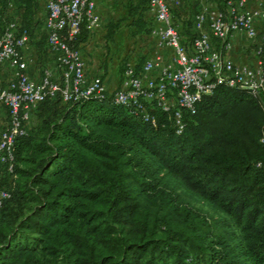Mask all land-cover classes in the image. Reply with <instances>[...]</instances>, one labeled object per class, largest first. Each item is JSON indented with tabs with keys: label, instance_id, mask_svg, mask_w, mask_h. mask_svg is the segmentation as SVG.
<instances>
[{
	"label": "trees",
	"instance_id": "obj_1",
	"mask_svg": "<svg viewBox=\"0 0 264 264\" xmlns=\"http://www.w3.org/2000/svg\"><path fill=\"white\" fill-rule=\"evenodd\" d=\"M216 1L222 9L226 0ZM119 4L102 36L101 80L117 39L150 38L154 25L149 0ZM183 9L172 13L186 45L197 10L183 18ZM12 11L18 31L33 36L36 1L0 0L2 30ZM91 36L82 24L68 43L81 51ZM36 46L41 63L44 34ZM147 59L120 57L122 81L128 64L138 70ZM112 95L47 99L35 130L15 137L13 170L2 165L0 175L10 194L0 207V264H264L262 97L217 84L183 112L176 133L167 114L151 109L153 127ZM178 188L219 215L189 206Z\"/></svg>",
	"mask_w": 264,
	"mask_h": 264
},
{
	"label": "built area",
	"instance_id": "obj_2",
	"mask_svg": "<svg viewBox=\"0 0 264 264\" xmlns=\"http://www.w3.org/2000/svg\"><path fill=\"white\" fill-rule=\"evenodd\" d=\"M250 0H226L223 8L202 3L193 19L194 37L190 44L181 43L172 10L182 0H149V14L154 25L150 38L154 51L138 70L126 66L124 79L112 95V102L128 108L144 122L156 126L151 109L168 115L176 133L183 130V112L193 114L203 95L217 84L247 91L255 97L264 94V3L251 8ZM45 32L49 53L57 76L45 70L35 82L26 73L27 61L22 50L29 41L15 22H8L0 35V68L7 65L11 80L0 87V165L13 170V144L17 135L28 133L26 125L38 104L47 99L76 103L88 97L103 98L105 85L98 76L88 82L80 50L70 46L82 24L91 33L100 29L101 20L93 0H46ZM241 33L252 42L255 65L238 64L228 56L231 39ZM264 145V128L260 138ZM258 167L264 164L257 163ZM0 189L2 200L9 197Z\"/></svg>",
	"mask_w": 264,
	"mask_h": 264
},
{
	"label": "rangeland",
	"instance_id": "obj_3",
	"mask_svg": "<svg viewBox=\"0 0 264 264\" xmlns=\"http://www.w3.org/2000/svg\"><path fill=\"white\" fill-rule=\"evenodd\" d=\"M96 5V11L101 20L100 29L91 32V39L89 43L83 48L86 57L92 61H98L101 55L104 54L105 49L103 46L102 36L104 33L105 26L111 19L117 18L121 12L120 0H93ZM216 0H182L183 11L182 17L185 18L191 11L197 10L198 6L202 3L215 5ZM114 53H112L113 60L109 63V69L107 74L102 78L105 85V93L113 94L117 91L121 85L122 77L117 73V64L120 57L130 56L131 59L141 58L143 56L149 58L153 54L154 45L153 41L149 38L138 39L136 42L127 41L126 38L119 37L116 41L115 46H111ZM99 78L101 72L98 74ZM38 125V120L35 116V111L32 113L29 124L26 125L28 132L35 130ZM4 174V167L0 165V175ZM182 200L193 208H197L203 213L208 215L218 216L219 212L207 201L198 197L197 195L186 191L183 188L177 189Z\"/></svg>",
	"mask_w": 264,
	"mask_h": 264
},
{
	"label": "crops",
	"instance_id": "obj_4",
	"mask_svg": "<svg viewBox=\"0 0 264 264\" xmlns=\"http://www.w3.org/2000/svg\"><path fill=\"white\" fill-rule=\"evenodd\" d=\"M38 6V11L35 15V22L37 23L35 32L33 36H29V41L22 50V56L25 61H27V70L26 73L29 78L35 82L40 81L43 76L45 70H51L53 76H57V72L55 71V63L52 55L47 53V56L40 63L37 61V42L40 39V36L45 32V4L46 0H35ZM263 2L264 0H250V7L254 8L256 3ZM16 11H12L9 16L11 22H16ZM257 28L259 31H264V23H257ZM2 33V27L0 26V35ZM232 48L228 53V56L232 61L238 64L245 65H255L256 57L253 52L252 42L245 38V36L241 33H236L231 39ZM81 54L85 63V76L88 82H90L93 77L98 76L100 72V63L98 61H92L90 58L86 57L83 49L81 50ZM11 80V71L9 70L7 65H4L0 68V87H5L8 85ZM262 102L264 105V94L261 96Z\"/></svg>",
	"mask_w": 264,
	"mask_h": 264
}]
</instances>
